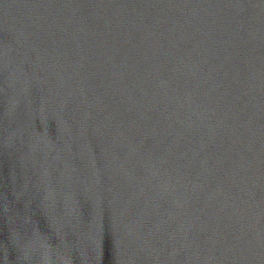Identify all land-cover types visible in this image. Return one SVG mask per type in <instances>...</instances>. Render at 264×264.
Listing matches in <instances>:
<instances>
[{
	"label": "water",
	"instance_id": "water-1",
	"mask_svg": "<svg viewBox=\"0 0 264 264\" xmlns=\"http://www.w3.org/2000/svg\"><path fill=\"white\" fill-rule=\"evenodd\" d=\"M0 264H264V0H0Z\"/></svg>",
	"mask_w": 264,
	"mask_h": 264
}]
</instances>
